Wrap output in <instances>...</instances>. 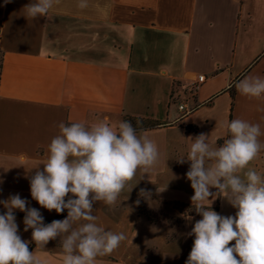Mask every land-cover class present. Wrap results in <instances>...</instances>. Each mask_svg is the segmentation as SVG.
<instances>
[{
	"label": "crops",
	"instance_id": "obj_1",
	"mask_svg": "<svg viewBox=\"0 0 264 264\" xmlns=\"http://www.w3.org/2000/svg\"><path fill=\"white\" fill-rule=\"evenodd\" d=\"M29 2L0 0V200L19 193L46 224L66 218L67 210L32 199L28 178L43 168L58 123L131 121L146 127L161 161L149 177L138 171L114 205L94 204L100 222L127 237L96 264H185L194 240L187 233L201 217L186 213L194 211L190 165L177 160L186 158L189 136L205 133L217 147L232 119L264 124V100L229 87L264 75V0H87L84 8L59 0L35 19L25 16ZM249 167L264 174V153ZM212 209L236 211L222 197ZM15 215L31 241L25 213ZM29 250L42 264H62L59 239Z\"/></svg>",
	"mask_w": 264,
	"mask_h": 264
},
{
	"label": "clouds",
	"instance_id": "obj_2",
	"mask_svg": "<svg viewBox=\"0 0 264 264\" xmlns=\"http://www.w3.org/2000/svg\"><path fill=\"white\" fill-rule=\"evenodd\" d=\"M58 2L30 0L23 10L27 18L46 17ZM79 6L86 7L87 0H80ZM229 87L264 100V75H246ZM57 128L43 168H34L28 178L33 200L57 214L67 210V216L46 224L40 210L29 207L19 193L0 200L5 209L0 213V264H42L29 244L43 249L56 239L62 264H96L98 257L113 254L127 237L102 224L94 204L114 205L138 171L142 179L149 177L161 161L157 142L143 128L138 133L128 120L115 126L104 120L60 122ZM224 128L227 138L217 147L205 133L187 137L186 158L177 160L190 165L185 175L194 190V211L201 217L187 233L194 240L185 264H264V174L249 167L264 153V124L237 117ZM164 190L157 188V193ZM139 195L151 200L153 193L141 188ZM218 197L236 210L234 215L212 209ZM16 210L25 213L24 231L32 230L31 241L19 234Z\"/></svg>",
	"mask_w": 264,
	"mask_h": 264
},
{
	"label": "built area",
	"instance_id": "obj_3",
	"mask_svg": "<svg viewBox=\"0 0 264 264\" xmlns=\"http://www.w3.org/2000/svg\"><path fill=\"white\" fill-rule=\"evenodd\" d=\"M204 80H205V79H204L203 76H199L198 79H197V83H196V85H199L200 83H203ZM194 86H195V84H194ZM183 108H184L183 106H180V107H179L180 110H183Z\"/></svg>",
	"mask_w": 264,
	"mask_h": 264
},
{
	"label": "trees",
	"instance_id": "obj_4",
	"mask_svg": "<svg viewBox=\"0 0 264 264\" xmlns=\"http://www.w3.org/2000/svg\"><path fill=\"white\" fill-rule=\"evenodd\" d=\"M141 128H146V127H141V126H139V128H137V129H141ZM187 209H186V213L187 214H189V215H194L195 214V211H193L192 209H188V207H186Z\"/></svg>",
	"mask_w": 264,
	"mask_h": 264
}]
</instances>
